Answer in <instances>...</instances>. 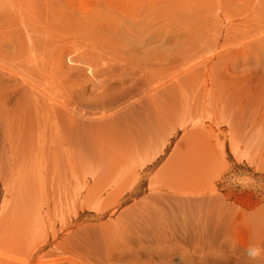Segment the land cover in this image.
Instances as JSON below:
<instances>
[{"label":"rangeland","instance_id":"1","mask_svg":"<svg viewBox=\"0 0 264 264\" xmlns=\"http://www.w3.org/2000/svg\"><path fill=\"white\" fill-rule=\"evenodd\" d=\"M26 31L41 33L32 72L49 92L42 134L27 133L25 82L0 73V122L19 135L0 164V264H264V0H0L3 67ZM211 61L255 126L193 108L151 129L179 99L155 78ZM214 75L181 78L193 104L221 95ZM150 133L135 156L125 147Z\"/></svg>","mask_w":264,"mask_h":264},{"label":"bare ground","instance_id":"2","mask_svg":"<svg viewBox=\"0 0 264 264\" xmlns=\"http://www.w3.org/2000/svg\"><path fill=\"white\" fill-rule=\"evenodd\" d=\"M37 35L40 36L41 33H38ZM37 35L31 36L29 32L26 31V39L22 47L23 53L16 57V61H10L13 64L14 68L12 69L8 67H3L0 64V73H3L4 75L12 76V77H19L23 80V83L25 82V86L24 84L22 85L23 87L22 101L24 104H26V102L28 101L30 104V108H33L35 112L34 119L31 118L32 112L29 114L30 122L27 123L28 125L27 124L25 125V127L27 128L26 132L27 133L29 132L30 127L37 126L39 127L40 132L42 134L44 119H43V115L40 113V110L44 104V97L46 94L45 91L46 92H49V91H47L43 86V80L40 78L41 73L38 72L37 76H35L32 72L33 69L39 66L44 56V53H43L44 48L42 47L41 41H39L38 38H36ZM12 47H13V53L20 52L17 46H15V44L12 43ZM24 63H27V65L31 66L27 72L25 70L21 71L20 69ZM181 64H182V68L178 70L177 72H173L165 77L162 74H160V76H157V78H155L156 85H165V86H170V87L172 85V87H174V90H177V92H179V99H178L176 108L172 110L173 112L170 111L169 115L158 114V118H156L153 124L150 125L151 129L152 128L159 129L167 125L171 121V119L173 121L176 118H180V117L185 118L188 114H190V111L193 108H198V109H201L202 111L204 110L208 111L207 109H209L211 113L215 115L214 124L216 126L223 127L224 125L228 131L230 130L231 132H234V133H236L237 131L240 132L247 128H251L255 126V121L250 116L251 110L249 111L248 109H245L244 106L240 107L237 104L235 105V107H233L232 105L228 103L227 93L230 92L231 83H232L227 80V77L230 74V71L228 69H225L223 72L219 71V69H215L213 61L208 62L205 66L196 68L193 71L185 70V68L189 66V64L185 62H182ZM190 67H193V66H190ZM4 72H7V74H5ZM212 72L215 74L214 75L215 78L217 77L220 78V85L224 88L223 92L221 93V95L216 97V100L210 102L206 106L204 105V103H199L198 101L196 102V104H193L191 96L188 90L185 88L184 83L181 84V81H182L181 78L188 77L193 80L194 85L198 86L201 78H203L206 75L208 76L212 75ZM147 85L150 86V84H146L145 82L137 83L135 85V91L138 92V95H143L142 93H146V91H148V89H145ZM200 94L201 93L197 91V97ZM52 101L54 100L52 99ZM55 104L56 102L53 103V107H52V115H53L52 118H53L54 128L57 129L58 128V109L54 107ZM255 113H257L260 116H264V104H258L257 108L253 111V114H254L253 116H255ZM234 115H238V118H234ZM227 117L229 118L227 119ZM258 125L264 128V119L259 118ZM151 133L150 135L147 134V135L137 136L132 139L129 137L130 139L128 140L131 142H128L126 140L125 147L129 149V152L132 150V155L135 156L138 150L137 148H142L143 146H147L151 143L152 138H153L151 137ZM230 135H231L230 138L233 140L234 134H230ZM17 136L19 135H17V131L15 129L9 127V125L6 124L5 122H0V164L7 163L9 162V160L16 158L15 149H14L15 147L14 140H15V137ZM0 174H1V171H0ZM159 199L158 201L160 204ZM226 221L228 222V218ZM159 222H162V220L157 221V223ZM229 222L227 223L228 226L227 224H225L226 225L225 227L230 226L231 222L230 223ZM219 224L220 222L218 221L217 223L218 227H219ZM232 226L233 225H231V227ZM199 228L200 227L198 226V230H200ZM229 230H231V228ZM202 232L203 231L201 230L200 233ZM226 239H228V236Z\"/></svg>","mask_w":264,"mask_h":264}]
</instances>
